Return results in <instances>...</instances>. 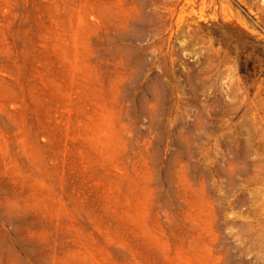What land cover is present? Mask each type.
I'll use <instances>...</instances> for the list:
<instances>
[{
    "label": "rangeland",
    "instance_id": "374dc122",
    "mask_svg": "<svg viewBox=\"0 0 264 264\" xmlns=\"http://www.w3.org/2000/svg\"><path fill=\"white\" fill-rule=\"evenodd\" d=\"M0 264H264V0H0Z\"/></svg>",
    "mask_w": 264,
    "mask_h": 264
}]
</instances>
